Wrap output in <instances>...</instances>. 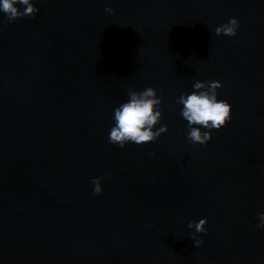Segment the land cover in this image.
I'll return each mask as SVG.
<instances>
[{"label": "water", "instance_id": "obj_1", "mask_svg": "<svg viewBox=\"0 0 264 264\" xmlns=\"http://www.w3.org/2000/svg\"><path fill=\"white\" fill-rule=\"evenodd\" d=\"M33 3L0 23V264H264V0ZM195 80L231 104L206 145L175 103ZM149 86L168 131L108 143L113 108Z\"/></svg>", "mask_w": 264, "mask_h": 264}, {"label": "clouds", "instance_id": "obj_2", "mask_svg": "<svg viewBox=\"0 0 264 264\" xmlns=\"http://www.w3.org/2000/svg\"><path fill=\"white\" fill-rule=\"evenodd\" d=\"M38 11L33 0H0V15L5 18L0 23H11L24 16L31 17ZM104 11L112 13L113 9L105 7ZM239 27V20L234 16L229 17L226 23L215 27L214 34L235 36ZM221 87L218 80H195L190 92L181 93L175 98V103L181 106L180 116L186 121V138L190 143L206 145L212 138V131L221 129L231 119V104L227 99L218 97L217 90ZM127 97L126 101L113 108V124L107 135L108 143L120 148L129 143L141 145L155 141L168 131L167 124L161 123L162 91L157 95V90L151 86L142 91L129 89ZM158 124L160 126L156 127ZM101 179L103 178L92 179L94 195H100L103 191ZM206 223V217L188 223L187 227L194 229L189 236L194 247L202 244L197 234L206 232ZM256 227L264 229V212L258 213Z\"/></svg>", "mask_w": 264, "mask_h": 264}]
</instances>
